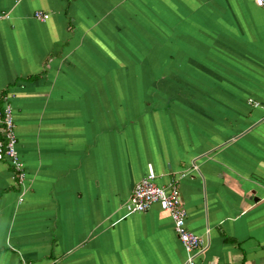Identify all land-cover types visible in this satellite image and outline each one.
Segmentation results:
<instances>
[{
  "label": "crops",
  "instance_id": "obj_1",
  "mask_svg": "<svg viewBox=\"0 0 264 264\" xmlns=\"http://www.w3.org/2000/svg\"><path fill=\"white\" fill-rule=\"evenodd\" d=\"M36 11L49 17L40 21ZM0 264H264V9L252 0H0ZM22 197V200H19Z\"/></svg>",
  "mask_w": 264,
  "mask_h": 264
},
{
  "label": "built area",
  "instance_id": "obj_2",
  "mask_svg": "<svg viewBox=\"0 0 264 264\" xmlns=\"http://www.w3.org/2000/svg\"><path fill=\"white\" fill-rule=\"evenodd\" d=\"M252 1L264 9V0ZM34 17L37 20L44 21L49 15L42 11H36ZM16 142L15 124L11 107L9 105L3 106L0 99V160L6 159L8 161L13 170L17 185L21 186L25 173L16 150ZM155 179V172L149 169L134 184L128 201L125 204L126 214L145 212L152 204L159 203L169 213L174 231L186 251L184 264H195V253L200 246L201 238L186 226V210L182 205L179 188L176 185H170L167 188L159 186ZM19 200H22V197H19Z\"/></svg>",
  "mask_w": 264,
  "mask_h": 264
}]
</instances>
